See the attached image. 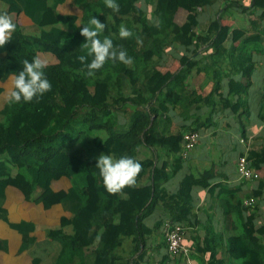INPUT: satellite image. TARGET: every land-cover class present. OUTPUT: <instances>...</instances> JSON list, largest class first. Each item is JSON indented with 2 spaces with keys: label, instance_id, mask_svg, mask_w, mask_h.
I'll return each instance as SVG.
<instances>
[{
  "label": "trees",
  "instance_id": "1",
  "mask_svg": "<svg viewBox=\"0 0 264 264\" xmlns=\"http://www.w3.org/2000/svg\"><path fill=\"white\" fill-rule=\"evenodd\" d=\"M141 1L151 8L149 16ZM116 2L118 13L107 8L104 0H0V13L7 12L17 25L12 40L0 48L4 53L0 82L21 71L23 60L31 61L40 50H60L56 62L44 70L51 91L38 102L10 104L0 87V220L22 233V250L35 241L32 231L45 233L50 247L57 243L58 251L48 260L51 264H143L147 238L169 222L158 220L147 226L145 219L156 206L161 205L177 222L186 220L193 209L191 174L180 179L175 191L164 186L181 168L183 159L179 156L172 170L168 161L159 163L158 150L172 151L162 140L172 124L168 105L178 109L181 100L188 98L190 106L197 102L212 106L220 100L222 106L230 107L231 96L244 93L249 83L253 63L244 26H238L236 20L231 26L223 24L219 11L205 26L199 22L198 10L217 0ZM227 2L223 11L229 7ZM62 5L71 10H59ZM251 6L264 8V0H253ZM238 7L242 13L249 9ZM92 17L106 25L101 39L109 36L114 46L126 50L133 58L131 65L108 61L93 77L86 76V68L77 58L86 54L80 29ZM121 25L133 33L131 38L119 37ZM175 46L182 50L177 58L179 68L164 71L158 67V59ZM233 51L239 57H233ZM206 52L210 59L201 66L197 56ZM225 60L229 69L222 66ZM208 70L218 78L211 93L197 96L196 91L180 88L193 73ZM223 72L240 73L239 80H228L226 96L220 88ZM186 133L192 131L183 132L182 140ZM101 154L130 156L140 162L142 171L135 186L108 193L95 167ZM247 158L260 170L264 150L250 152ZM55 183L62 184L61 197L56 199L67 213L60 216L59 223L9 220L4 204L10 187L20 190L24 186L26 201L49 208L44 196ZM217 187V196L226 203L223 219L228 235L220 248L215 245L218 241H213L208 264H264V224L255 226L259 215L256 201L264 189V179H259L257 189L250 194L254 203L249 207L242 204L240 185L215 183L209 187L210 194L214 195ZM124 238L132 241L126 260L115 251ZM6 246V240L0 239V248ZM219 249L222 254L217 258ZM166 251L174 256L167 244ZM39 263L34 257L32 264Z\"/></svg>",
  "mask_w": 264,
  "mask_h": 264
},
{
  "label": "crops",
  "instance_id": "2",
  "mask_svg": "<svg viewBox=\"0 0 264 264\" xmlns=\"http://www.w3.org/2000/svg\"><path fill=\"white\" fill-rule=\"evenodd\" d=\"M224 1L217 0L212 6L199 9L198 13L202 14V17L201 15L199 17L198 14L199 22L205 26L219 11L223 24L231 26L235 24L236 20L238 26H244L246 35H249V56L253 63L247 90L239 95L233 94L230 107L222 106L220 100H215L216 102L212 106L202 102L190 106L188 98L181 100L178 109L175 107L172 109L168 105V115L171 117L172 124L168 129L169 133L162 140L171 147L172 153L168 154L158 150V159L160 164L168 161L169 170H172L175 160L179 156L183 158L181 168L164 183L169 191L177 189L179 181L184 175L191 174L193 176L194 182L190 191L192 214L180 222L184 228L183 244L189 251L187 254L178 253L169 256L166 251L165 237L159 227L146 240L143 247V264H208L213 241H218L215 245L220 248L223 246L221 243L228 235L224 230L223 219L225 199L217 196L218 187L215 189L214 195L210 194L209 187L215 183H227L229 186L240 185V197L243 200L249 198L250 194L257 189L259 179H264V162L259 170L248 159L249 165L259 174L258 179H240L236 171L240 155L244 153L248 155L250 152L260 153L264 150V8L251 6L253 0H228L229 7L223 11ZM239 4L243 8L249 7V9L242 13L241 8L238 7ZM220 6L221 8L218 10ZM17 19L20 20L21 17ZM11 48L13 47H10V50ZM52 48L51 51L46 49L38 52V56L46 59L48 64H54L60 53L58 48ZM181 53L182 50L177 49V46L167 48L162 57L158 59V67L164 71L178 70L177 58ZM207 53L198 54L199 65L203 66L208 58L210 59V55L208 56ZM3 56L4 53L1 52L0 57ZM233 57H239L237 51H233ZM226 63L225 60L222 66L229 69ZM210 67L211 65L207 69ZM224 72L220 88L223 96H226L229 91L228 80L231 78L239 80L240 73ZM8 78L0 82V87L4 89L3 96H5ZM217 79V73H211V70L193 73L186 83H181L180 88L185 87L196 91L197 96H205L212 92ZM242 83L245 84V80ZM186 131L198 134V142L188 152V158L181 155L183 152L181 134ZM204 181L209 182V185H202ZM62 188L58 183H55L51 191L45 194V199L51 204L49 208H45L41 204L35 205L26 201L23 192L10 187L4 204L9 220L13 223H19L22 220L41 224L59 223L60 216L67 214L61 210L59 199H56L60 196L58 193L62 191ZM48 196L51 197L52 202L49 201ZM256 205H258L259 215L255 218V226L258 227L264 224V189L261 191ZM49 209L60 211L57 222L55 220L48 222L43 219L45 212ZM158 220L173 222L171 214L161 205L156 206L152 214L145 219V223L152 227ZM30 235L35 237V241L22 250V233L0 220V239L7 242L6 247L0 248V264H32L34 257L39 258V264H51L48 260L52 258L54 252L58 251V244L53 243L51 247H43L46 253L49 250L48 257L43 258L38 254V251L42 245L49 244L50 239L41 231H32ZM206 243L210 245L208 248L205 246ZM131 248V239L124 238L121 246L117 247L115 251L126 260L129 259ZM217 252L216 257L219 258L222 251L219 249Z\"/></svg>",
  "mask_w": 264,
  "mask_h": 264
},
{
  "label": "clouds",
  "instance_id": "3",
  "mask_svg": "<svg viewBox=\"0 0 264 264\" xmlns=\"http://www.w3.org/2000/svg\"><path fill=\"white\" fill-rule=\"evenodd\" d=\"M107 8L118 13L120 6L116 0H104ZM17 25L7 12L0 13V48L12 40ZM106 25L92 17L87 25L80 29V35L85 38L82 50L86 54L77 59L86 68V76L93 77L108 61L131 65L133 58L121 47H116L109 36L101 39ZM133 33L121 25L119 37L131 38ZM90 58V59H89ZM22 70L9 76L5 96L10 104L31 103L39 100L45 93L51 91L52 85L45 75L48 61L40 56H34L31 61L23 60ZM99 170L103 186L110 194L122 192L125 187H134L136 178L142 171V164L130 156L115 158L110 154H101L95 166ZM259 178V176H258ZM256 178V179H258Z\"/></svg>",
  "mask_w": 264,
  "mask_h": 264
},
{
  "label": "built area",
  "instance_id": "4",
  "mask_svg": "<svg viewBox=\"0 0 264 264\" xmlns=\"http://www.w3.org/2000/svg\"><path fill=\"white\" fill-rule=\"evenodd\" d=\"M198 138V134L196 132L183 134L184 141V152L183 156L185 157L191 149H193L196 140ZM236 171L239 175L240 179H256L259 174L254 171V169L249 165V160L247 158V154L244 153L240 155L236 164ZM254 203V199L252 197L246 198L242 200V204L245 207H249ZM162 232L164 234L167 249L170 254L175 255L178 253H188V248L183 244L184 241V228L180 222L173 221L168 222L165 221L162 224Z\"/></svg>",
  "mask_w": 264,
  "mask_h": 264
},
{
  "label": "rangeland",
  "instance_id": "5",
  "mask_svg": "<svg viewBox=\"0 0 264 264\" xmlns=\"http://www.w3.org/2000/svg\"><path fill=\"white\" fill-rule=\"evenodd\" d=\"M142 4V5H141ZM140 5L142 6V7H144V12L145 13H147V15L149 16V14H150V12H151V8L149 7V6H146V5H143V3H142V1L140 2ZM60 9L59 10H61V11H63V12H68V11H70L71 10V7H69V5H62L61 7H59ZM200 15H201V17H202V14H199V17H200ZM199 17H198V19H199ZM151 19V18H150ZM53 48L52 47H50V48H48L47 49V51H51ZM119 118L121 119V117L119 116ZM59 184V183H58ZM57 185V184H56ZM59 186H62V184H59ZM24 186H21V188H20V191L21 192H26V190L23 188ZM47 198H49V201L50 202H52L53 200H51V197H47ZM60 214V211L59 210H56V209H49L47 212H45V215H44V217H43V219L44 220H47L48 222H52V221H54L55 220V222H57V220H58V215ZM49 246V244H44V245H42L41 246V248L39 249V251H38V254L41 256V257H45V256H47L48 257V255H49V250L47 251V253H46V251L45 250H43V247H48ZM38 256V255H37Z\"/></svg>",
  "mask_w": 264,
  "mask_h": 264
}]
</instances>
